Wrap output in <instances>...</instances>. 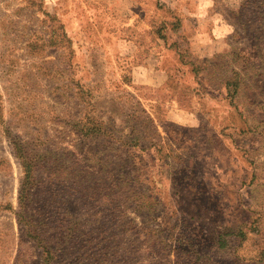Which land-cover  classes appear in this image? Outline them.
Here are the masks:
<instances>
[{"label": "rangeland", "instance_id": "1", "mask_svg": "<svg viewBox=\"0 0 264 264\" xmlns=\"http://www.w3.org/2000/svg\"><path fill=\"white\" fill-rule=\"evenodd\" d=\"M22 1L0 0V264H264V0H212L198 47L151 0L134 50L86 65Z\"/></svg>", "mask_w": 264, "mask_h": 264}, {"label": "crops", "instance_id": "2", "mask_svg": "<svg viewBox=\"0 0 264 264\" xmlns=\"http://www.w3.org/2000/svg\"><path fill=\"white\" fill-rule=\"evenodd\" d=\"M16 1L18 3H15ZM14 6H7L8 11L15 13L22 0H13ZM30 8L35 7V3L30 1ZM46 8V11L54 12L57 22L62 25L70 49H68L69 59L74 62H83L86 65L96 56L94 50L100 51L99 56H118L129 54L134 50V42L128 35L122 34L129 25H133L137 18L146 15V9L151 4V0H39ZM25 4H27L25 2ZM168 8L173 11L174 17L178 18L182 29L180 35H186L188 41L195 40V47L201 46L200 40H204L205 33L211 30L215 16L214 4L212 0H175ZM17 6V7H16ZM16 7V8H15ZM12 9V10H11ZM39 11V7H35ZM159 10V9H158ZM43 12V11H42ZM164 12L163 11H159ZM203 24H206L203 27ZM198 41V42H197ZM48 49L58 52L59 56H65V47L56 44L46 45ZM119 48H125L120 52ZM160 48V47H159ZM170 49V48H168ZM32 57H47L46 52L30 53ZM149 67L148 66H142ZM235 201L236 219L244 221L251 218V213L245 208H249L241 203L238 198Z\"/></svg>", "mask_w": 264, "mask_h": 264}]
</instances>
